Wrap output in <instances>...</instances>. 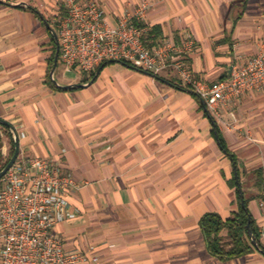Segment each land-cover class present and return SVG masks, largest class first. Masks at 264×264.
<instances>
[{
    "label": "crops",
    "instance_id": "1",
    "mask_svg": "<svg viewBox=\"0 0 264 264\" xmlns=\"http://www.w3.org/2000/svg\"><path fill=\"white\" fill-rule=\"evenodd\" d=\"M98 3L110 24L148 5L147 48L190 36L187 64L206 83L228 78L264 41V0ZM62 9V0H0V118L19 136L18 156L56 160L84 185L68 195L77 217L55 228L64 249L101 264H264L259 252L212 256L200 226L209 213L230 218L238 189L264 244V96L246 93L216 118L171 68L153 75L117 61L66 78L58 60L57 84L81 85L59 89L49 18ZM0 138L4 161L1 127Z\"/></svg>",
    "mask_w": 264,
    "mask_h": 264
},
{
    "label": "built area",
    "instance_id": "2",
    "mask_svg": "<svg viewBox=\"0 0 264 264\" xmlns=\"http://www.w3.org/2000/svg\"><path fill=\"white\" fill-rule=\"evenodd\" d=\"M62 5L51 26L58 38V60L68 73L92 75L116 61L153 75L171 68L216 118L221 106L246 93L264 96V41L256 56L232 67L228 78L206 83L187 64L196 46L190 36L180 43L160 39L145 46V28L139 25L148 5L126 13L116 24L105 19L98 0H62ZM83 186L56 160L18 156L0 181V264H101L94 254L65 250L55 232L77 217L68 195Z\"/></svg>",
    "mask_w": 264,
    "mask_h": 264
},
{
    "label": "trees",
    "instance_id": "3",
    "mask_svg": "<svg viewBox=\"0 0 264 264\" xmlns=\"http://www.w3.org/2000/svg\"><path fill=\"white\" fill-rule=\"evenodd\" d=\"M139 27H143L141 24ZM154 31V30H153ZM157 30L153 32L154 37H158ZM160 39H156L152 46ZM53 42L54 54L50 62V68L54 63V55L56 46ZM145 44V43H144ZM111 63V62H108ZM103 64L101 66L107 65ZM94 77V73L90 75V78ZM52 85V84H51ZM7 136L9 137L11 150L10 154L4 161L0 160V170L6 165L14 152V142L10 130L7 127L0 126ZM221 143V150L231 158H234L232 154L227 150L222 138L219 136ZM1 147V138H0ZM236 199L238 204V210L234 212L230 218L224 220L218 214L209 213L202 217L200 220L201 230L206 242L207 250L212 255L222 261L236 259L243 257L251 252H259L264 254V244L261 241V234L258 232L254 225V220L248 210V200L244 199L242 193L237 189ZM261 200H264V194L260 196ZM243 203V206H242ZM250 218V221H249ZM250 225V229L254 235L258 248L254 247L251 242L247 226Z\"/></svg>",
    "mask_w": 264,
    "mask_h": 264
},
{
    "label": "water",
    "instance_id": "4",
    "mask_svg": "<svg viewBox=\"0 0 264 264\" xmlns=\"http://www.w3.org/2000/svg\"><path fill=\"white\" fill-rule=\"evenodd\" d=\"M51 34H52V38H53L55 46H56V53H55L54 63H53V67H52L51 73H50L52 83L57 88L62 89V90H71V89H73L75 87H78V86L81 87V85L61 86V85H58L56 80L54 79L53 75H54V71H55V68H56L57 63H58L59 46H58V38H57L56 32L54 30H51ZM98 74H99V71L96 73L95 76H97ZM0 126L7 127L10 130V132L12 134V137H13V142H14L13 155L11 156L9 161L6 163V165L0 170V181H1L2 178L4 177V175L12 167V165L15 163V161L18 158V155H19V136L16 133V131L14 130V128L7 121H5V120H3L1 118H0ZM249 221H250V218H249ZM247 229H248V235H249V238H250L251 242L253 243L254 247L258 248L257 243H256L255 238H254V235H253V233H252V231L250 229V225L249 224L247 226Z\"/></svg>",
    "mask_w": 264,
    "mask_h": 264
},
{
    "label": "rangeland",
    "instance_id": "5",
    "mask_svg": "<svg viewBox=\"0 0 264 264\" xmlns=\"http://www.w3.org/2000/svg\"><path fill=\"white\" fill-rule=\"evenodd\" d=\"M53 19H54L53 17L49 18V24H50V25L52 24ZM53 30H54V29H53ZM58 71H59V68L57 69V72H56V73H58ZM64 76H65L66 78H71V77L74 76V74H73V73H65Z\"/></svg>",
    "mask_w": 264,
    "mask_h": 264
}]
</instances>
